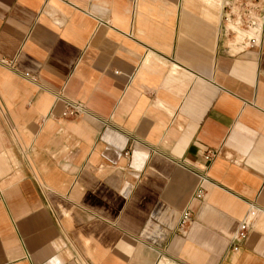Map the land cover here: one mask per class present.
Segmentation results:
<instances>
[{
	"label": "crops",
	"instance_id": "obj_1",
	"mask_svg": "<svg viewBox=\"0 0 264 264\" xmlns=\"http://www.w3.org/2000/svg\"><path fill=\"white\" fill-rule=\"evenodd\" d=\"M222 3L0 0V264H264V32L231 54Z\"/></svg>",
	"mask_w": 264,
	"mask_h": 264
},
{
	"label": "built area",
	"instance_id": "obj_2",
	"mask_svg": "<svg viewBox=\"0 0 264 264\" xmlns=\"http://www.w3.org/2000/svg\"><path fill=\"white\" fill-rule=\"evenodd\" d=\"M264 32V0H223L221 10L220 33L228 41L227 49L231 54L258 46ZM1 63L12 67L13 61L0 60ZM84 112V106L79 101H64L61 115L76 117ZM128 151H125L126 155ZM215 152L207 150L203 155L206 167L215 156ZM202 187L199 185L194 192L195 198L202 197ZM258 209L250 206L237 224L232 237L231 249L236 251L252 228ZM192 221L190 209H184L179 217L176 231L184 234Z\"/></svg>",
	"mask_w": 264,
	"mask_h": 264
}]
</instances>
